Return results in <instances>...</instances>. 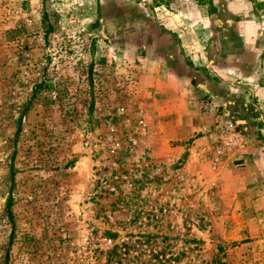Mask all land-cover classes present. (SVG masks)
Masks as SVG:
<instances>
[{
    "label": "rangeland",
    "instance_id": "obj_1",
    "mask_svg": "<svg viewBox=\"0 0 264 264\" xmlns=\"http://www.w3.org/2000/svg\"><path fill=\"white\" fill-rule=\"evenodd\" d=\"M177 64L226 104L178 99L204 84ZM239 89L264 90V0H0V264H264Z\"/></svg>",
    "mask_w": 264,
    "mask_h": 264
},
{
    "label": "crops",
    "instance_id": "obj_2",
    "mask_svg": "<svg viewBox=\"0 0 264 264\" xmlns=\"http://www.w3.org/2000/svg\"><path fill=\"white\" fill-rule=\"evenodd\" d=\"M173 60V59H171ZM175 61V60H173ZM180 65V69H183V71L185 72L186 76L189 75L190 78H197V82L198 84H204V86H200L199 88L194 87L193 89H173L175 90V95L177 96L178 99H181L182 96L185 97L187 96V94H192V96H194L195 98H199L200 96H203L204 94H209L211 96L217 97L218 98V103L220 105H225L226 104V94H228V89L223 87L222 81L220 84L216 85V82L213 80H209V78L200 70V71H196L195 69H190V68H184V65L181 64H177ZM178 67V66H177ZM241 66L239 65V68ZM179 69V68H178ZM180 70H178V72L176 73H172L171 77H177L179 79V81H181L182 78H180V76H178ZM198 72L200 75H198ZM174 78V79H175ZM221 79V77H220ZM183 81H187V78L185 77L184 79H182ZM207 81V82H206ZM166 93V91H164ZM174 92V91H173ZM184 93V95H183ZM243 93L244 97L248 98V96H263L264 95V90L263 89H239V94ZM254 97V98H255ZM246 98V99H247ZM244 105L243 103H239V109H241V106ZM226 107V106H224ZM246 108V107H245ZM245 109L241 110L242 112ZM245 118V117H244ZM250 117L246 116V119L242 120V127L245 130L246 134L251 133V128L250 126L253 124L251 123V121H254V119L250 118ZM244 133V134H245Z\"/></svg>",
    "mask_w": 264,
    "mask_h": 264
}]
</instances>
